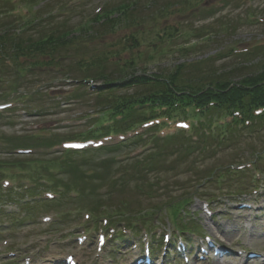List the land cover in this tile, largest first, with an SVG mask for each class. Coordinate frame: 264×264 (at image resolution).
Wrapping results in <instances>:
<instances>
[{
	"label": "rangeland",
	"instance_id": "obj_1",
	"mask_svg": "<svg viewBox=\"0 0 264 264\" xmlns=\"http://www.w3.org/2000/svg\"><path fill=\"white\" fill-rule=\"evenodd\" d=\"M118 1L120 0H47L43 3V0H39L29 7H36L37 17L41 18L42 22H48L47 17L57 11L59 19L53 24L67 19V25L75 30L77 25H83L86 21L85 16L95 14L102 7L116 4ZM7 2L8 0H0V6L3 9L7 7L8 10L19 7L21 14L24 12L23 4L26 0L12 3L15 5H7ZM143 2V9L145 3L147 7L152 4L150 10L157 9L161 12L167 9V15L164 16V11L154 17V20L149 18L136 29L130 23L117 26L114 33L105 39L104 46V49L113 53V62L117 65H129L132 62L135 63L134 68L129 70L132 73L169 77L178 73L175 68L179 64L202 62L204 65L198 72L184 70V74H178L181 79L191 78L190 85L198 83L202 86L208 84L204 83L206 80L202 78L206 74L213 76L210 79L233 74L235 82H238L247 75H256L262 70L264 0ZM65 6L72 11V15L67 18L62 15L66 13V10H62ZM211 6L217 12L214 16L209 15L207 11H211ZM15 19L17 20L15 16L1 17L0 23L5 22L6 25L3 26L7 30L16 29L18 25L15 24ZM175 24L179 25V31L170 32L173 39H157V32ZM207 33L211 36L205 39ZM129 35L139 39L140 46L142 45L138 49L140 57L136 54L137 50L127 49L123 38L128 39ZM77 36L74 34V37ZM150 43L155 44V47H148ZM91 46L83 47L77 50V53L82 55L80 57L95 56L96 51L100 49L92 44ZM258 47L261 48L256 52L259 56L248 61L240 59L242 62L236 63L233 57L225 55L231 48L256 50ZM76 58H68L63 67L36 70L33 73L36 76L28 75L16 79L8 70L0 74V78H4L3 82L0 81V102L12 103L10 108L0 113V186L3 190V180L10 181L11 187L32 186L30 190L32 195H35V199L30 197L31 195L26 197L27 193L18 189L21 191L19 195L12 197L16 203H0V264H63V258H68L71 262L77 261L79 264H126L123 261L128 259L135 249L139 264H143L147 258L143 255L144 245L137 248L136 244L146 241L143 233L137 236L136 240L126 232L124 238L129 237L127 243L114 242L112 238L106 237L105 245L99 247L97 237L101 231L107 230L104 226L106 218L110 220L115 232L122 231L125 223H119L125 220L131 223L133 228L137 226L147 231L152 241L160 238L162 247L156 252L158 257L162 256L166 245L164 237L170 235V244L178 243L180 236L174 235L178 229H193L201 238L209 233L228 248L235 250V255L243 251H264V238L250 242L248 234L252 230L246 233L240 225L241 223L247 228L249 225L252 227L250 215L255 213L251 209H235L240 203L254 205L251 207L254 208L264 200V178L261 173L257 176L253 169L241 172L249 175V178L255 177L253 184L258 190L251 193L252 188H249V193L246 191L238 196L235 195L236 187L231 182L226 183L223 178H215L216 174L224 176L225 168L230 165L247 161L253 163L257 155L255 152L264 151V132L260 136L242 137L221 153H208L210 149H206L199 157L196 153L184 152L174 156L171 151L170 154H161L162 156L154 159L155 166L153 162H148V166L140 169L131 161L117 165L113 163V157H97L91 153L73 155L68 159L65 153H60V146H42V143H60L65 139H72V136L92 128L94 124L90 115L96 110L93 111L94 109L89 107L95 96L89 93L82 95V90L76 87L77 84L73 85L68 78L63 77L66 67L76 65ZM73 69L76 71L75 67ZM72 75L76 76V73L72 72ZM18 99L21 100L16 102ZM41 129L44 130L39 131ZM23 144L29 149L33 146L36 148L29 154H17L13 151L14 147ZM149 152L138 158V161L144 162L148 154L155 153ZM123 158H127V155L120 156L119 161L125 160ZM80 172L83 175H80ZM247 184L250 185V181ZM57 185H76L84 196L71 200L66 197V191L76 189H65V193L61 194L60 200L55 203L60 192ZM6 191L8 189L4 192ZM45 192L55 193L54 199H45ZM72 195L74 192L71 193V198ZM65 198L67 199L61 201ZM187 201L189 202L186 204ZM60 202L65 203L62 205ZM204 211L210 214L208 216L211 222L202 221V217L207 216ZM243 213L249 220L242 218ZM238 216H241L242 220L237 218ZM45 220L48 221L44 222ZM236 220L237 223H234ZM138 223L140 224L137 225ZM211 223L220 229L227 225L230 229H233L231 226H236L239 233L234 241L221 239L211 230ZM256 224L252 229L264 236V223ZM224 227L223 230H227ZM85 236L87 239L84 243ZM182 236L180 240L188 243L193 237ZM77 239L82 240V246L75 244ZM169 250L173 253V249ZM235 255L225 263H240V259L234 260ZM166 257L164 264L182 263L172 254ZM257 262L249 264H258ZM216 264L223 263L219 261Z\"/></svg>",
	"mask_w": 264,
	"mask_h": 264
},
{
	"label": "trees",
	"instance_id": "obj_2",
	"mask_svg": "<svg viewBox=\"0 0 264 264\" xmlns=\"http://www.w3.org/2000/svg\"><path fill=\"white\" fill-rule=\"evenodd\" d=\"M36 1L39 0H29L25 5L29 7ZM143 1L146 0H120L118 3L104 8L101 13L86 19L83 25H77L78 30L71 29L67 25V19L53 25L51 23L41 24V22L35 21V17H32L21 27L22 29H19L18 33H16V29L7 30L3 26L6 25L5 22H1L0 67L2 71L9 70L5 61L6 58L10 59L13 76L20 79L28 75L32 76L34 69L46 66L53 69L60 64L63 67L62 64L68 58L78 57L76 65L66 67L70 79L80 83L88 80L101 82L103 86L97 90L98 96L94 105V107L100 108L97 114L101 113L102 117L95 120L97 122L94 125L95 128L78 134L75 136L76 138L93 139L103 135L126 134L135 131L142 124L158 119H165L167 122L169 120L190 121L187 122L190 126V134L198 136L195 142L191 141V137L187 138L185 133L178 134L165 142L153 141L154 150L152 152L155 151V153L149 152L151 154H148V158L144 160L146 164L138 159L131 161L138 169L148 166V162H153L165 150L172 147L176 149L173 145H179V149L174 152V155L184 152L186 154L196 153L201 157L206 149H210L208 153H216L217 149L229 147L230 144L238 140L237 137L244 134H253L258 130H262L263 133L264 66L258 74L247 75L238 82H235L233 74L231 76L219 75V77L211 79L210 77L213 76L206 74L202 78L206 80L204 83L208 84L202 86L198 83L190 85L191 78L181 79L178 77L179 73H185L184 70H197L198 72L204 65L202 62L180 64L175 68L178 73L169 77L132 73L129 70L134 68L135 63L130 62L129 65L125 63L119 66L113 62L115 59L113 53H110L109 49H104V46L105 39L114 33L117 26L122 23H130L136 29L149 18L153 19L165 11L149 10L150 7L145 6L146 3L143 9L141 6ZM150 11L152 13H149ZM142 12L146 13L142 15ZM3 15L4 13L0 12V16ZM165 15H167V11L164 12ZM171 30L172 28L165 29L166 38H171L168 33ZM74 34L78 35V38L74 37ZM161 37L157 35L158 40ZM129 38L130 40H128ZM129 38L125 40L127 49L137 50L136 54L140 57L141 53L138 49L142 45L140 46L139 39L131 35ZM91 44L100 49L96 51L97 54L88 58L80 57L82 55H79L77 50L79 51L83 47L89 48ZM150 45L151 43L147 46ZM154 45L152 44V46ZM233 51L234 49L231 48L225 55L229 58L233 57V60L238 63L241 61L240 59L248 61L259 56L256 52L260 50H252L240 55H232ZM74 67L76 71H74ZM72 72H75L76 76H73ZM215 78L216 80L213 81ZM257 111H259L258 115H255ZM245 124L249 126H245ZM136 143H139V140L130 141L129 144L121 143L113 147H104L97 151L66 153V157L70 159L73 155L89 153L97 157H114L132 150ZM19 146L26 148L27 145ZM115 164L122 163L116 162ZM153 166H155L154 162ZM80 175L83 174L80 172ZM234 177H236V181L245 179L241 174H236ZM225 178L230 179L228 175ZM57 187L59 186L57 185ZM62 188L76 189L71 191L77 192L80 197L84 196L76 185L73 187L63 186ZM63 200L66 198L61 201ZM60 203L64 205L65 202Z\"/></svg>",
	"mask_w": 264,
	"mask_h": 264
},
{
	"label": "bare ground",
	"instance_id": "obj_3",
	"mask_svg": "<svg viewBox=\"0 0 264 264\" xmlns=\"http://www.w3.org/2000/svg\"><path fill=\"white\" fill-rule=\"evenodd\" d=\"M235 209H238L239 210V206L235 207ZM258 211H260V214H261L260 218L255 222L253 220V216L254 215H250V218L252 217L250 219V221L252 223V227H250V225L248 226V224H247L248 228L245 229L246 233L248 231H251L252 230L248 234L249 235V238H250V242H253V241L256 242L259 239L261 240V239L264 238V236L259 231H257V230L255 231V230L252 229V228L256 227V226H254V224L257 225L256 223H261V224L264 223V205H262V206L260 205L258 207ZM233 212L236 213V210H234ZM244 213L241 215L242 218H244L245 220H249L248 218H246L245 216H243ZM241 216H238L237 218H239V217L241 218ZM242 218H241V220H242ZM202 221L203 222L205 221L206 223L211 222L210 217L208 215L202 217ZM234 223H237V220H236V222L234 221ZM211 225L213 226V229H211V230H214V232H216V234L221 235L225 239H232V241H234L236 235H238V233H239L237 231L238 229H237L236 226H231L230 225L233 229H230L228 225L225 226V227L223 226L225 229H227V230H223V227H222V229H220L219 227H217V225H214L212 223H211ZM240 225L245 226V225H243L241 223H240ZM212 240H214L213 241V247H208V246H205V245L201 244V242H199L196 238H193L192 244H193V249L194 250L192 252L193 256L191 258L192 264H216L217 262L214 261V260H212V261L210 260L211 263H208V261H209V255L212 252V250H222V252L223 251H228L227 256H223L222 254L220 255V256H223V257L228 258V259H230L231 256L235 255L234 250H232L230 248H226L223 244H221L220 242L217 241V238L216 237H213ZM75 244H79V243L75 242ZM79 246H80V244H79ZM176 254L179 255L181 258L187 257V252L182 248V246H178L177 247ZM81 255H79L80 258H81ZM131 257L130 258L133 259V260L136 259L135 255L134 256H131ZM236 258H238L237 255H235V259ZM133 260L129 261V259H128L126 261V264H135ZM162 260L163 259L160 258V257L157 258V264H164V262ZM258 260L263 261V264H264V256L259 257ZM61 261L63 262V264H66L65 258L61 259ZM249 261L250 260L247 257L246 258H243L242 261H241V264H249L248 263ZM255 261L257 262V259H254V262ZM222 262H223V264H227V263H224V259H222ZM250 262H253V261H250ZM57 264H59V263H57ZM74 264H79V263L76 261Z\"/></svg>",
	"mask_w": 264,
	"mask_h": 264
}]
</instances>
